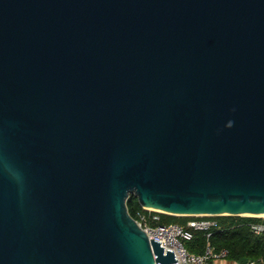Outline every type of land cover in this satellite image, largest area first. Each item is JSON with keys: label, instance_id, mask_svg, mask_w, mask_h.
<instances>
[{"label": "water", "instance_id": "1", "mask_svg": "<svg viewBox=\"0 0 264 264\" xmlns=\"http://www.w3.org/2000/svg\"><path fill=\"white\" fill-rule=\"evenodd\" d=\"M264 215V0H0V264H174L129 214Z\"/></svg>", "mask_w": 264, "mask_h": 264}, {"label": "trees", "instance_id": "2", "mask_svg": "<svg viewBox=\"0 0 264 264\" xmlns=\"http://www.w3.org/2000/svg\"><path fill=\"white\" fill-rule=\"evenodd\" d=\"M126 206L132 217H134V211L141 208L133 195L127 198ZM158 214L159 220L151 224L177 223L192 232V237L185 241V246L190 252L202 253L207 241L206 233H210L208 240L216 252L223 248L228 250L227 264L247 260H259L264 264V230L254 232L252 229L253 225H264L263 217L215 216L216 226L208 230H197L187 226L189 220H195L197 217Z\"/></svg>", "mask_w": 264, "mask_h": 264}, {"label": "built area", "instance_id": "3", "mask_svg": "<svg viewBox=\"0 0 264 264\" xmlns=\"http://www.w3.org/2000/svg\"><path fill=\"white\" fill-rule=\"evenodd\" d=\"M157 210L144 208L134 211V217L136 224L147 235L148 239H153L160 243V246L166 251L171 250L177 263L174 264H221V261L226 263V256L228 250L226 248L216 252L214 247L209 242L208 238L210 233H206V244L202 253H194L187 250L185 241L192 237V232L177 224H151V222H157L159 220V214ZM197 219L191 220L187 223L188 227H192L197 230H208L211 227L216 226L215 216L204 215L195 216ZM254 232H260L264 230V225H253ZM230 264H262L259 260H247L245 262H232Z\"/></svg>", "mask_w": 264, "mask_h": 264}, {"label": "rangeland", "instance_id": "4", "mask_svg": "<svg viewBox=\"0 0 264 264\" xmlns=\"http://www.w3.org/2000/svg\"><path fill=\"white\" fill-rule=\"evenodd\" d=\"M263 218H264V217H263ZM189 221H191V220H189ZM189 221H188V222H189ZM221 262L224 263V261H221Z\"/></svg>", "mask_w": 264, "mask_h": 264}, {"label": "bare ground", "instance_id": "5", "mask_svg": "<svg viewBox=\"0 0 264 264\" xmlns=\"http://www.w3.org/2000/svg\"><path fill=\"white\" fill-rule=\"evenodd\" d=\"M262 217H264V215H262Z\"/></svg>", "mask_w": 264, "mask_h": 264}, {"label": "crops", "instance_id": "6", "mask_svg": "<svg viewBox=\"0 0 264 264\" xmlns=\"http://www.w3.org/2000/svg\"><path fill=\"white\" fill-rule=\"evenodd\" d=\"M221 264H224V263L221 262Z\"/></svg>", "mask_w": 264, "mask_h": 264}]
</instances>
